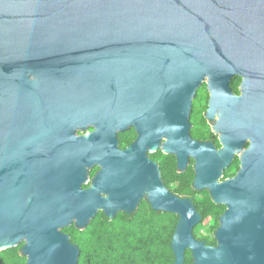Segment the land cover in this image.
Returning <instances> with one entry per match:
<instances>
[{"label":"water","instance_id":"water-1","mask_svg":"<svg viewBox=\"0 0 264 264\" xmlns=\"http://www.w3.org/2000/svg\"><path fill=\"white\" fill-rule=\"evenodd\" d=\"M205 81L220 151L190 137ZM134 125L143 146L167 135L181 167L195 156L196 186L227 207L212 247L190 201L151 198L180 216L173 264L188 249L192 264H264V0H0V252L24 243L26 264H79L63 229L140 199L139 144L118 142Z\"/></svg>","mask_w":264,"mask_h":264},{"label":"flooded vegetation","instance_id":"flooded-vegetation-1","mask_svg":"<svg viewBox=\"0 0 264 264\" xmlns=\"http://www.w3.org/2000/svg\"><path fill=\"white\" fill-rule=\"evenodd\" d=\"M193 116L194 110L192 107L190 117L191 139L199 144H212L216 151L223 149L224 146L221 142V135L214 133L211 129V125L208 123L206 125L207 131L203 120L201 121L198 118L197 121H193ZM88 129H90V132L94 131L92 127ZM154 133L157 138L155 145L148 143L143 146L140 125H134L123 132H119L118 142L121 151L130 150L134 144H139L138 146L140 147L135 160L138 173L137 189L140 192V199L136 201L134 207L121 209L116 212L114 217H110L105 211H99L96 217L102 216V218L108 222L118 221L126 225L131 223L136 224V226L150 220H172L175 217L177 226L180 219L178 213L157 209L151 201L153 197L155 199V204L160 206L164 200L168 201V197L171 196L179 200L190 201L197 213L201 215L200 223L195 226L193 230L194 237L201 242H205L208 246L218 247L216 234L221 224V217L227 210L226 205L215 203L208 189L198 188L196 186L197 158L190 155L185 166L181 167L177 155L168 150L166 146L168 143V136L158 129H156ZM248 147L249 144L247 143L245 149ZM242 153L243 151H240L234 155L228 167L223 169L219 182L233 179L238 174L241 169ZM94 168L98 169L94 175L95 177L100 171V167H92V169ZM93 179L88 188L91 187ZM102 196L109 199L108 193H102ZM206 199H208V201ZM171 204L173 203L171 202ZM208 218L214 220L218 224L213 242L206 238L207 235L203 234L205 230H201ZM189 251L188 249L185 255ZM190 253L192 255L191 251Z\"/></svg>","mask_w":264,"mask_h":264},{"label":"trees","instance_id":"trees-1","mask_svg":"<svg viewBox=\"0 0 264 264\" xmlns=\"http://www.w3.org/2000/svg\"><path fill=\"white\" fill-rule=\"evenodd\" d=\"M237 78L231 84L235 94H240ZM155 222V223H154ZM176 218L172 220H150L136 224L118 221L108 222L102 216L85 232L84 245L73 242L80 248L79 264H173L175 255L172 240L176 228ZM155 224V227H151ZM163 233V234H162ZM16 248L0 252V264H26ZM190 251L185 255L184 264H192Z\"/></svg>","mask_w":264,"mask_h":264},{"label":"rangeland","instance_id":"rangeland-1","mask_svg":"<svg viewBox=\"0 0 264 264\" xmlns=\"http://www.w3.org/2000/svg\"><path fill=\"white\" fill-rule=\"evenodd\" d=\"M236 80H237V78H235L233 81H236ZM239 85L241 86V83H239ZM240 86H239V90H240ZM209 101H210V92L208 90V83H207V81H205L202 84V86L198 89L196 97L194 98V101H193L194 102V104H193V110H194L193 121H197L198 118L201 121L203 120V123L205 124V126L207 125V123L210 124L211 129L214 132V130L212 128V124L209 122V120L206 117H204L205 112L209 109ZM206 130L208 131L207 126H206ZM87 132H90V129H87L86 131H78V134L84 135V134H87ZM97 171H98L97 168H94V169L90 168V170L88 172L89 181L83 185V187L85 189H87L88 186L91 184L90 182L93 179V177ZM206 200L208 201V199H206ZM95 221H96V218H94L91 221V223L88 225V227L84 230L78 229L76 227L75 223H73L71 226L63 229V232L68 234L73 242L77 241L78 243L84 245L85 249H87L88 244L85 243V237H86L85 232H87L88 228L92 227V225L95 223ZM155 226H156L155 224L151 225V227H155ZM217 227H218V224L214 220L208 218L207 221L205 222V225L201 228V230H205V233H203V234L207 235L206 238L210 239L213 242L215 239L214 234H215ZM23 245H24V243L15 247L19 251V253H21L20 248H22Z\"/></svg>","mask_w":264,"mask_h":264}]
</instances>
